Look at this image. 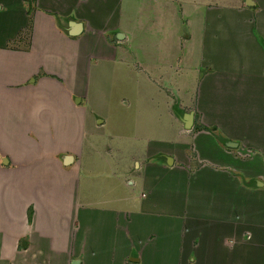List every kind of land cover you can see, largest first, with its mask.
I'll return each instance as SVG.
<instances>
[{"label": "crops", "instance_id": "1", "mask_svg": "<svg viewBox=\"0 0 264 264\" xmlns=\"http://www.w3.org/2000/svg\"><path fill=\"white\" fill-rule=\"evenodd\" d=\"M0 264H264V0H0Z\"/></svg>", "mask_w": 264, "mask_h": 264}, {"label": "rangeland", "instance_id": "2", "mask_svg": "<svg viewBox=\"0 0 264 264\" xmlns=\"http://www.w3.org/2000/svg\"><path fill=\"white\" fill-rule=\"evenodd\" d=\"M141 15H142V19L140 18V20L143 22V12L141 13ZM131 22L132 21H124L122 23V27L124 28L123 30H125ZM142 27H143V24H142L141 28ZM138 34L140 35V38H143V31H139ZM116 36H117V34H116ZM137 44L139 45V41ZM103 50H104V48H101V47H98L97 49L95 48V49H93V51H94L93 54H96V53L100 54L101 51H103ZM105 74H106V76H104L103 72L100 73V77H101L100 81L99 80L93 81V79L87 81V79H88L87 78V72L84 76L85 84H86V85H84V88H87L88 95H89V97L87 98L88 106L90 109L93 110L94 113L96 112V110H98L97 107L99 106V100L100 99H107L111 93V87H112L113 82L111 81L109 73L107 71ZM93 75H95V72H93ZM107 76L109 78H107ZM143 83H144V81H143ZM99 84H100V86H99ZM127 90L133 91L134 93L124 94L126 97L127 96H134L135 93L140 92L139 89H133L132 90L130 88H127ZM152 93H153V89L151 87L146 86V85L143 86V97L144 96L150 97L152 95ZM152 96H154V95H152ZM143 104H144V101H143ZM137 110H138V107H134V109H132L131 115H130L131 119H134L135 122L140 121V118L138 117V114H137ZM127 119L129 121H132L129 117ZM137 124H139V123H134L133 127H135V126L138 127L139 125L137 126ZM132 129H134V128H132Z\"/></svg>", "mask_w": 264, "mask_h": 264}, {"label": "water", "instance_id": "3", "mask_svg": "<svg viewBox=\"0 0 264 264\" xmlns=\"http://www.w3.org/2000/svg\"><path fill=\"white\" fill-rule=\"evenodd\" d=\"M81 29H82V24H78L76 26V30L73 31L74 33H79L81 32ZM186 122H187V127H191L192 124H193V115L192 114H189L186 116Z\"/></svg>", "mask_w": 264, "mask_h": 264}]
</instances>
